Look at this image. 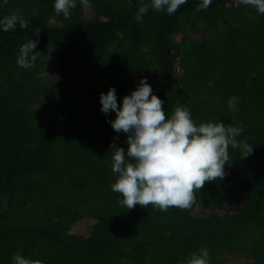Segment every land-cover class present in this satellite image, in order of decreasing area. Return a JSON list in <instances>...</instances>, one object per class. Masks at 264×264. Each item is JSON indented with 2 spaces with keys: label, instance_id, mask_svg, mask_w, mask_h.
Instances as JSON below:
<instances>
[{
  "label": "trees",
  "instance_id": "16d2710c",
  "mask_svg": "<svg viewBox=\"0 0 264 264\" xmlns=\"http://www.w3.org/2000/svg\"><path fill=\"white\" fill-rule=\"evenodd\" d=\"M53 2L0 7L29 21L0 31V264L14 253L43 264H186L200 248L210 264H264V15L239 0H188L137 22L148 0H77L65 19ZM29 40L41 57L23 69L16 57ZM49 66L58 80L41 78ZM143 78L166 117L183 104L196 124H242L237 140L253 147L246 158L229 147L224 177L189 209L127 210L111 190L118 134L99 95L114 87L119 105ZM125 140L115 143L126 150ZM83 220L94 222L88 234L72 233Z\"/></svg>",
  "mask_w": 264,
  "mask_h": 264
},
{
  "label": "clouds",
  "instance_id": "9594fccd",
  "mask_svg": "<svg viewBox=\"0 0 264 264\" xmlns=\"http://www.w3.org/2000/svg\"><path fill=\"white\" fill-rule=\"evenodd\" d=\"M9 0H0V7ZM188 0H148L138 7L135 20L142 22L148 11L174 14ZM212 0H202L207 8ZM239 4L254 9L257 15H264V0H239ZM77 6V0H54L53 8L57 16L71 17V10ZM27 28L29 21L22 10L0 17V31L9 32ZM37 41L29 40L19 48L16 63L20 68L35 67L41 57ZM41 78L48 77L44 71ZM100 111L115 118L107 120L118 134L110 143L111 170L115 181L111 190L119 193V204L127 210L139 205L153 206L160 211L170 207L189 209L196 200V192L206 182L222 179L229 159V147L239 148L243 158L252 154L253 147L239 142L237 137L243 132V125L233 126L219 122L196 124L190 109L178 104L172 114L166 117L163 101L153 92L146 78L139 81L130 94L125 95L118 105L116 89L109 87L106 93L99 95ZM232 111L237 110L234 98L228 102ZM126 134L127 148L115 143L119 134ZM210 252L200 248L193 252L186 264H210ZM12 264H43L22 253H14Z\"/></svg>",
  "mask_w": 264,
  "mask_h": 264
},
{
  "label": "rangeland",
  "instance_id": "374dc122",
  "mask_svg": "<svg viewBox=\"0 0 264 264\" xmlns=\"http://www.w3.org/2000/svg\"><path fill=\"white\" fill-rule=\"evenodd\" d=\"M84 16L85 18H91L92 16V11L88 7L87 2H84ZM54 55H55V52L53 50L48 52V59H47L48 64H50L49 61L54 57ZM48 74H49L48 76L49 81L53 82V81L58 80L57 73L55 69L53 68V66H49ZM93 223L94 222L92 220L80 221L73 226L72 233L87 235ZM236 259L237 258H232V257H230V259L227 258L229 262L231 261L234 262Z\"/></svg>",
  "mask_w": 264,
  "mask_h": 264
}]
</instances>
